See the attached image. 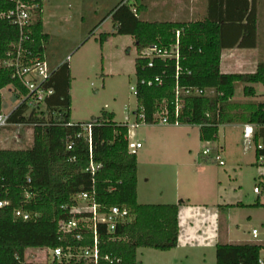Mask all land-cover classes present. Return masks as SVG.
<instances>
[{
  "label": "trees",
  "instance_id": "16d2710c",
  "mask_svg": "<svg viewBox=\"0 0 264 264\" xmlns=\"http://www.w3.org/2000/svg\"><path fill=\"white\" fill-rule=\"evenodd\" d=\"M39 2L43 7V0ZM11 6L8 0H0V14ZM143 11L142 3L129 5L126 0H121L108 14L112 15L115 31L102 33L100 42L104 44L112 35L134 37L139 53L135 59L138 81L135 113L143 112L146 124L158 123L156 115L167 106L172 123L179 120L180 125H199L203 141L217 138L219 127L225 123L249 122L264 126V102L240 105L231 101L239 82L246 84V96L257 95L253 84L264 85V62L251 73H222V50L229 46L222 24L209 18L188 23L149 22L139 18ZM246 25L250 33H256L255 12L249 15ZM178 31L179 61L170 56L155 57L153 67H150V59L142 57V51L157 47L162 52H170L176 45ZM19 37L17 27L0 16V112L4 88L11 85L15 98L27 93L13 76V69L1 65L7 58L9 45L17 42ZM33 38L35 53L43 55L49 35L44 32L41 11L33 26ZM236 44L238 41L230 46ZM156 77L162 79V85L142 84V80ZM177 85L183 90L203 89L208 93L183 95V108L176 117ZM47 87H52L54 92L45 101L46 113L39 112V107L30 109L24 103L10 116L13 125L33 126L32 147L0 148V200L10 201L8 206L0 208V264H33L26 260L28 249L71 247L77 252L92 245L91 232L78 240L74 235L76 232L64 234L59 228V221L73 217L70 209L78 204L76 196L85 192L95 193L100 210L126 206L133 215L132 221L120 223L114 234L99 224L102 256L99 264H138L140 248L168 251L177 247L181 203L144 204L138 201V156L129 150L128 124L117 122L115 113L107 110H102L88 122L71 121L68 63L53 70ZM88 124L91 134L86 129ZM257 138L256 134V143ZM260 155H264V149H257V156ZM91 162L100 166L94 174L90 171ZM27 191L33 193L31 199H26ZM237 206L246 205L239 203ZM249 206L264 204L257 202ZM16 209L39 216L27 221L16 218ZM263 248L255 243H218L216 264H261Z\"/></svg>",
  "mask_w": 264,
  "mask_h": 264
},
{
  "label": "crops",
  "instance_id": "0c3cea01",
  "mask_svg": "<svg viewBox=\"0 0 264 264\" xmlns=\"http://www.w3.org/2000/svg\"><path fill=\"white\" fill-rule=\"evenodd\" d=\"M102 1L68 0L65 5L70 9L82 7L76 10V14L82 15V19H84L87 10L85 7H91L92 11V8L101 4ZM137 2L144 5V11L139 15V18L144 21L188 23L209 18L222 24L226 44L230 46L238 41L236 46H228L222 50V73H251L256 70L259 63L264 62V0H136L132 5ZM49 6H51V1L43 0V27L44 32L49 35L48 42L51 39L48 21L55 14L52 8L51 10L48 8ZM71 12L67 10V13L64 14V16L68 14L67 23L74 20L72 16L75 14ZM252 12L256 14L255 34L250 33L246 25ZM106 19L103 18L102 22L105 23ZM114 31L115 28L106 33H113ZM131 37L135 43L134 37ZM48 42L45 44V55L50 65L57 67L70 55L68 54L65 58L63 56L57 57L56 50L50 51ZM238 58H242L241 61H238ZM225 62L227 65H224ZM68 64L70 76H72L71 61ZM252 99L253 97L244 94V98L240 102L247 101L246 103H250L253 101ZM231 101L233 103L238 102L234 97ZM246 123L249 122L221 125L217 140L213 142V154L210 155L203 153L205 141L201 139L200 144L196 140L194 141L191 132L184 130L185 125H168L172 127L167 128L159 138L151 133L150 135L146 134V139L150 141V148L148 149L150 158L144 162L147 167L144 166L142 171L140 159L145 161L142 158L147 152L142 153V158L137 152L138 201L144 204L181 203L179 207L178 245L168 251L153 249L154 251L149 254L153 264H216V256H207L205 250L216 251L218 243H255L251 240H247L248 242L245 243H234L233 235L222 233L223 217L226 219V215L229 216L232 209L237 207L240 209L249 208L251 204L244 202L242 194L229 195L225 191L230 182V174L227 169L218 164L216 159L218 154L222 155L226 147L220 145V131L223 130L227 136L231 130L240 128L241 133L243 125ZM254 125L258 135L257 143L264 144V126ZM199 130L201 132L200 126ZM141 148H143V144L139 149ZM254 152L258 159L256 148ZM235 160H237L236 163L232 164L238 165V159L230 160V162ZM260 181L264 184V179ZM260 193L261 189L257 194ZM259 202L264 204L262 200ZM239 203L246 206H237ZM257 208L264 209V206ZM248 218L251 219L252 216ZM255 244L264 247L262 242ZM148 263L150 264L151 261Z\"/></svg>",
  "mask_w": 264,
  "mask_h": 264
},
{
  "label": "rangeland",
  "instance_id": "374dc122",
  "mask_svg": "<svg viewBox=\"0 0 264 264\" xmlns=\"http://www.w3.org/2000/svg\"><path fill=\"white\" fill-rule=\"evenodd\" d=\"M50 1L51 6L48 8L50 10L52 8L55 14L48 21L51 32V39L48 42L49 49L50 51L56 50L57 57L65 58L68 54L71 56V120L75 123L88 122L99 116L102 110H107L115 113V120L119 123H128L129 126L135 123V111L138 104L137 97L131 90V87L137 83L135 59L139 53L135 43L131 36H111L104 44L100 42L102 33L113 30V18L108 14L121 0H103L101 4L95 5L92 11L91 7H85L88 12L86 10L84 19L82 15L76 14V10L82 7L70 9L65 5L68 0ZM126 2L132 5L136 0H126ZM67 10L75 14L72 16L74 20L70 23H67L68 14L64 16ZM103 18L104 20L107 18L105 23L102 22ZM241 59L238 58V61ZM224 65H227V62ZM245 86L246 84L242 82L236 85L234 98L240 105L247 102H240L244 98ZM253 86L256 88L257 95L252 100L264 102V85L257 83ZM2 94L3 112L10 111L20 103L21 97L15 98L11 85L4 88ZM38 110L46 113L45 105H41ZM169 127L172 126L160 123L150 126L143 123L136 128L130 126L131 131L134 132L130 143L141 142L143 144V148L137 150L140 158H142V153L147 152L142 158L145 161L140 159L142 171L144 166L147 167L144 162L150 158L148 152L150 141L146 139V134L151 133L159 138ZM184 127V130L191 132L192 139L200 144L199 125L187 124ZM242 139L240 128L231 130L227 136L223 130L220 131V145L226 146L222 153L226 165L221 167L227 169L230 174V182L225 191L229 195L242 194L244 202L252 205L259 200L264 201V184L260 183V180L264 179V163L256 158L255 146L246 150ZM32 142V125L10 124L0 129V148L28 149L32 147ZM233 159L239 160L238 165L232 164L237 160L230 162ZM256 186L261 189L260 194L255 193ZM249 216L252 218H248ZM222 223V233L233 235L234 243H245L251 240L264 244V209L253 208V206L245 209L237 207L230 211L229 216L226 215V219L223 217ZM253 229L259 233L256 237L252 235ZM151 251L154 250L152 248L139 249L138 264H149L150 261V264H153L149 255ZM205 252L207 256H216L215 250H205ZM47 254L49 252L46 249H28L26 260L34 264H42L47 261ZM261 259L264 261V248Z\"/></svg>",
  "mask_w": 264,
  "mask_h": 264
},
{
  "label": "built area",
  "instance_id": "2783aa9c",
  "mask_svg": "<svg viewBox=\"0 0 264 264\" xmlns=\"http://www.w3.org/2000/svg\"><path fill=\"white\" fill-rule=\"evenodd\" d=\"M11 3V7L7 10L1 12L0 16L6 19L9 24L17 27L19 31V40L13 42L9 45L7 50V58L1 62V65L13 69V76L16 77L23 87L26 89L27 93L21 96L20 103L14 106L8 112H0V129L10 125V116L14 110H16L21 104H26L30 109H35L45 104V101L50 97L54 90L52 87H47V82L50 79L52 72L57 67H52L45 55L36 54L32 43H34L33 38V26L36 22L38 12H42L43 7L40 5L39 0H8ZM135 14H137L136 8H133ZM180 31L177 32V42L176 45L171 49L170 52H162L157 47H149L142 51L141 56L150 59L149 66L153 67L154 58L161 57L165 58L167 56L175 57L177 61L180 59ZM71 56H68L60 65L68 63ZM59 65V66H60ZM179 69V67H177ZM158 83L162 85L163 81L160 77L150 80H142V84H147L149 86ZM138 81L135 86L131 87L135 96L138 95L137 90ZM20 93V90L16 91ZM214 92V91H211ZM14 93V91H13ZM208 90L189 88L183 90L179 85L175 88V104H176V117L179 116L181 109L183 108V95H203L207 94ZM136 115V122L130 126L133 128L138 127L140 124L145 122V114L143 112ZM159 119L158 123L164 125H180L179 120L171 122L169 119V111L167 106H164L160 112L156 115ZM128 124V123H127ZM129 127V150L132 153H137V150L141 147V143L136 142L131 144L130 138L134 137V132L131 131ZM89 134H91V125L86 126ZM243 143L245 149L249 150L255 146L256 149H264L263 143H256V129L255 125L251 123H246L243 125L242 130ZM217 138L214 137L213 140L205 141V148L203 153L205 155L213 154V142ZM71 148V146L69 147ZM222 151V150H220ZM218 164L220 166H225L226 162L221 154L216 156ZM258 161L264 163V155L258 157ZM99 165H94L91 162L90 171L94 174L96 168ZM254 191L256 193L260 192L258 186L255 187ZM95 193H81L76 196L77 205L70 209V213L73 217L70 220L59 221L60 231L64 234H74L78 240H82L86 233L93 234V243L90 246L82 247L79 251L74 252L71 247L63 248L57 247L54 249H46L49 254H47V261L42 264H99L101 260V252L99 248V224L105 225L107 232L114 234L117 226L120 223L130 222L133 219V215L129 208L126 206H112L107 210H100V206L96 202ZM26 199H31L33 193L30 191L26 192ZM10 204V201L0 200V208L6 207ZM16 218L23 220L35 219L39 216L38 213L29 212L23 209H16L14 211ZM257 230H253V236H257ZM51 252V254H50ZM108 259V257H106ZM74 261V262H73ZM80 261H84L80 263ZM119 261V260H118ZM28 263H33L32 261H27ZM34 264V263H33ZM264 264V261H261Z\"/></svg>",
  "mask_w": 264,
  "mask_h": 264
}]
</instances>
